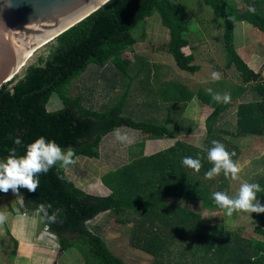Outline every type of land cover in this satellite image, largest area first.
I'll return each mask as SVG.
<instances>
[{"label":"trees","instance_id":"trees-1","mask_svg":"<svg viewBox=\"0 0 264 264\" xmlns=\"http://www.w3.org/2000/svg\"><path fill=\"white\" fill-rule=\"evenodd\" d=\"M201 2L216 19L223 20L226 67H235L244 83L241 91L251 94L253 100L238 104L237 131L230 133L219 128L227 112L234 107L230 102L218 103L201 90L191 93L184 87L161 90L164 93L160 92V96L166 103L181 102L180 114L194 97L213 110L205 120V139L200 148L178 141L181 128L176 117H171V109L162 125L124 116L132 85L138 83L145 91L149 73L145 87L137 82L146 67L142 56L137 55L129 62L122 55L126 49L145 40V21L153 13L159 15L160 24L168 31L165 51L172 56L175 65L192 75L200 70V66L194 64V56L182 51L189 46L185 38L188 20L181 4L174 0H109L49 42L46 54L38 57L36 65L26 68L23 78L0 88V159L8 155L10 148H17L12 139L17 136L23 141L17 149L18 155L24 154V146L43 136L62 149L72 147L75 159L90 160L99 158L102 139L117 128L137 130L158 139L177 140L165 151L147 158L139 156L123 169L105 175L101 184L110 192L106 197L80 191L59 164L46 175L39 176L36 192L20 188L24 209L38 213L44 229L45 220L37 206L51 204L49 215L58 212L60 222L52 224L46 232L56 238L62 254L75 250L83 264H129L112 254L103 239L87 227L99 215L113 212L119 217L117 222L131 224L132 247L150 256L153 264H264L263 243L247 242L223 227L209 234L199 232L202 217L189 207L198 203L203 210H220L212 194L231 195L233 180L226 178L223 171L214 179L205 178V173L213 167L207 159V150L213 146V140L223 143L230 153L235 152L232 159L238 163L241 150L234 140L264 138V79L244 61L234 42L236 22H248L264 32V0H245L241 8L235 0ZM249 5L255 6V13L248 11ZM109 63L130 82L121 99L107 111L98 113L85 109L79 98L71 99L66 95V86L89 65L105 67ZM159 80L160 75L156 73V85ZM53 95L58 96L63 109L49 113L46 106ZM147 105L150 115L159 110L152 108L150 101H145L142 107ZM138 146L143 148V143ZM184 157L199 158L200 171L197 173L186 167L182 162ZM252 183L264 189V175ZM171 198L178 200V204H171ZM257 198L264 205V191L257 193ZM255 217L264 226V218ZM255 231L264 237V229L258 227Z\"/></svg>","mask_w":264,"mask_h":264},{"label":"rangeland","instance_id":"rangeland-1","mask_svg":"<svg viewBox=\"0 0 264 264\" xmlns=\"http://www.w3.org/2000/svg\"><path fill=\"white\" fill-rule=\"evenodd\" d=\"M174 1L181 4L188 20V32L185 38L189 46L183 48L182 51L186 55L194 56V64L199 65L200 70L192 75L175 65L172 56L165 51V45L169 39L168 31L160 24L159 15L153 13L145 21V40L135 44L132 49H126L122 55L123 59L129 62H133L137 55L142 56L146 67L144 74L137 82H142L145 87L148 85L149 73V85L145 91H142L138 83L132 85L131 98L125 104L124 116L138 122L162 125L168 109H171V117H176L181 128L182 134L178 141L200 148L205 139V118L211 111H203L200 101L194 97L180 114L181 102L166 103L165 98L160 96V92L164 93L161 90H171L173 86H177L184 87L191 93L201 90L210 97L217 93L230 95V103L234 107L227 112L219 126L222 132L230 133L237 131L238 104L246 103L247 99L253 100V96L241 91L244 83L235 67L231 69L226 67L228 58L223 38L224 29L221 26L223 20L216 19L201 0ZM235 1L241 6L245 4V0ZM133 34L136 35L137 31ZM234 42L237 52H241L239 54L245 58L244 61H248L250 68L255 72H260L264 79V32L248 22H236ZM48 44L37 49L24 68L7 84L23 78L26 68L36 65L38 57L46 54ZM142 66L144 67V64ZM214 71L221 74V79L215 82L212 80ZM156 73L160 75L157 85L155 83ZM129 82L130 80L110 63L105 67L91 64L83 74L66 86L65 93L71 99L79 98L83 108L104 113L121 99ZM208 89H211V93ZM57 97L53 95L50 98L46 106L47 112L53 113L63 109ZM145 101L153 103L152 108L159 109L156 114L150 115L151 109L148 105L142 107ZM120 132L126 133L132 143H120L114 135H109L102 139L98 148V160L78 157L75 165L65 168L68 179L83 193L97 197L109 195V192L104 191L101 185V179L105 175L123 169L139 156L143 157V152L145 155L152 150L158 153L167 150L169 145H173L165 141L162 146H159L152 143L154 140L151 134L144 133L142 137L143 133L137 130L123 128ZM147 137L151 139L148 140ZM234 141L241 150L237 163L241 171L239 179L232 181L230 198L238 195L241 183H252L264 175V138L250 139L247 137ZM141 142L144 143L143 148L138 146ZM169 201L171 204H178L176 199L171 198ZM194 205L197 206V210L196 206L189 207L202 217L199 232L209 234L223 227L233 235H238L242 240L264 244V237L255 231L258 227L264 229L255 217V215H260L264 218V213L250 214L240 211L228 216L225 209L205 211L198 207V203ZM0 211H4L8 216L7 222L0 227V264H83L80 255L75 250H69L63 254L59 251L56 238L42 227L38 213L27 212L24 209L20 192L18 195H14L11 190L6 194L0 192ZM118 218L113 212L105 213L89 222L87 227L92 232L98 228L99 237L103 239L108 249L123 261L129 264H153L150 256L132 247L131 224H119L116 221Z\"/></svg>","mask_w":264,"mask_h":264},{"label":"clouds","instance_id":"clouds-1","mask_svg":"<svg viewBox=\"0 0 264 264\" xmlns=\"http://www.w3.org/2000/svg\"><path fill=\"white\" fill-rule=\"evenodd\" d=\"M248 11L255 13V6L249 5ZM220 79L221 74L214 71L212 80L215 82ZM208 92L211 93V89H208ZM213 99L218 103L227 104L230 102L231 97L228 94L221 95L217 93L213 95ZM113 135L120 143H132L131 138L126 133L122 134L118 128L113 129ZM12 139L17 148H10L8 155L0 159V192L5 194L11 190L14 195H18L20 188H25L29 192H36L40 184V175H46L57 164L62 169L76 164L75 152L72 147L62 149L55 141L40 136L34 142L24 146L25 152L23 155H18L17 149L23 145V141L18 136ZM212 145L207 150V159L213 167L205 173V178L214 179L223 171L226 178L233 181L238 180L241 168L232 159L235 152L230 153L223 143L216 140L212 141ZM182 162L186 167L197 173L202 167L199 158L184 157ZM262 191L264 189H261L258 183L243 182L235 198H230L225 192H214L212 199L219 208L226 210L228 216L240 211L260 214L264 213V205L259 203L257 193ZM50 208H52L51 204L42 203L37 206V211L43 214L45 230H48L52 224L60 222L57 211H53L49 215L48 210ZM7 220V214L0 211V227Z\"/></svg>","mask_w":264,"mask_h":264},{"label":"water","instance_id":"water-1","mask_svg":"<svg viewBox=\"0 0 264 264\" xmlns=\"http://www.w3.org/2000/svg\"><path fill=\"white\" fill-rule=\"evenodd\" d=\"M109 0H0V88L26 64V54L52 41Z\"/></svg>","mask_w":264,"mask_h":264},{"label":"crops","instance_id":"crops-1","mask_svg":"<svg viewBox=\"0 0 264 264\" xmlns=\"http://www.w3.org/2000/svg\"><path fill=\"white\" fill-rule=\"evenodd\" d=\"M240 5V4H239ZM241 6V5H240ZM234 34H235V24H234ZM234 37H235V35H234ZM185 48H188V46L187 47H185ZM237 49V48H236ZM239 53H241V52H239ZM240 55H242V54H240ZM242 58L245 60V58L242 56ZM246 63H249L248 61H246ZM201 106L203 107L202 108V110L203 111H205V110H209V111H211V113H209V115H211L212 114V112H213V110L212 109H210V108H208V107H206V106H204V105H202L201 104ZM209 115H207L206 116V118H205V120L207 119V117L209 116ZM111 135H113V134H111ZM143 135H145L144 133L141 135L142 137H144ZM139 137H140V135H139ZM107 138V137H106ZM147 138H149L148 140H150L151 139V137H147ZM250 139H251V137H249ZM243 139V138H242ZM246 139V138H245ZM153 140L154 141H152V143L154 142V143H156V144H158L159 146H162L164 143H165V141H169V143L171 142V143H173V145L175 144V142L177 141V140H172V139H158V138H156V137H153ZM103 141V140H102ZM102 141H101V143H102ZM236 141H238V140H236ZM141 143H143V142H141ZM144 144V143H143ZM173 145H169L170 147H168V149L169 148H171V146L173 147ZM163 148V147H162ZM163 150V149H162ZM164 151V150H163ZM160 152H162V151H160ZM159 153V152H158ZM154 155V154H156L155 153V151H153L152 150V152H149L147 155H145V153L143 152V158H147V157H150V156H152V155ZM99 159V158H98ZM97 159V160H98ZM102 185V184H101ZM102 189L104 190V191H106V192H109V190H107L103 185H102ZM109 195H110V192H109ZM108 196V195H107ZM104 197H106V196H104ZM203 211V210H202ZM205 211H210V210H205ZM102 215V214H101ZM100 216V215H99ZM98 216V217H99ZM95 220H96V218H95ZM93 221V220H92ZM117 223H119V222H117ZM119 224H121V223H119ZM123 225V224H122ZM94 232H95V234H97L98 236H99V229L98 228H95L94 230H93Z\"/></svg>","mask_w":264,"mask_h":264},{"label":"bare ground","instance_id":"bare-ground-1","mask_svg":"<svg viewBox=\"0 0 264 264\" xmlns=\"http://www.w3.org/2000/svg\"><path fill=\"white\" fill-rule=\"evenodd\" d=\"M35 51L32 50V51H30L29 53L26 54V58H27L26 61H28L32 57V55L34 54Z\"/></svg>","mask_w":264,"mask_h":264}]
</instances>
